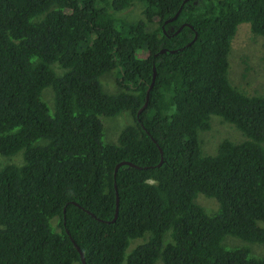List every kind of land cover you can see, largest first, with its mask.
I'll return each instance as SVG.
<instances>
[{"label":"trees","instance_id":"trees-1","mask_svg":"<svg viewBox=\"0 0 264 264\" xmlns=\"http://www.w3.org/2000/svg\"><path fill=\"white\" fill-rule=\"evenodd\" d=\"M241 27L264 50V0H0V264H83L76 246L86 264H264V96L229 78ZM126 113L108 140L102 117ZM213 117V152L225 123L237 142L204 155Z\"/></svg>","mask_w":264,"mask_h":264},{"label":"rangeland","instance_id":"rangeland-1","mask_svg":"<svg viewBox=\"0 0 264 264\" xmlns=\"http://www.w3.org/2000/svg\"><path fill=\"white\" fill-rule=\"evenodd\" d=\"M121 16L129 17V18H137V19L141 18L142 17V5L136 2L135 6L125 10L123 13H121ZM262 43H263L262 38L253 36L251 32L248 30V28L244 27L241 29V31L237 35L234 41V44H233L232 56L235 59V66H234V70L232 71V73L231 74L229 73V78H230L231 83L233 81V83L236 86L246 89L250 95L257 93L254 91V88H256L261 93V95L259 96H264V50L261 49ZM229 59H231V57H229ZM244 60L246 61L245 63H244ZM246 69H248V71H246ZM243 74L246 75V79H243L242 77ZM116 88H117V83H115L114 81H111V84L108 86L107 89L112 91ZM130 120H131L130 118L129 119L125 118V120L123 121V124L124 123L128 124ZM218 121L223 122L221 118L213 117L212 127L214 123V129L204 132V134L207 133L206 143H205L206 146H204L203 141H201L204 155H215L217 153L219 143L223 141L224 139H230L228 137L236 139V132L234 130L235 128L232 125L225 123L229 127H232V130H230L228 137H224L223 135L220 134L215 138V142H217L218 144L214 148V152H213L212 148L214 147V144L212 142L213 139L211 137L215 136L220 130H224L226 128L222 126L221 122H218ZM102 122L104 125L105 132H107L108 140L116 141L119 130L116 132L107 131V126L109 125V128L111 127L116 128L121 125L122 121L117 120V118L102 117ZM200 139L202 140V133L200 134ZM233 139H230V140L237 142L236 140H233ZM242 140L245 141V138L243 137ZM207 144L209 146H207ZM263 147H264V143H263ZM201 196H204V195L200 194L198 198ZM211 200L216 201L215 199H211ZM200 202H202L206 206L211 203V201L207 199H200ZM261 225L264 226V223H261ZM251 246L252 248H254L260 245L253 244ZM255 253L260 254V251L255 249ZM253 256L255 255L253 254Z\"/></svg>","mask_w":264,"mask_h":264},{"label":"clouds","instance_id":"clouds-1","mask_svg":"<svg viewBox=\"0 0 264 264\" xmlns=\"http://www.w3.org/2000/svg\"><path fill=\"white\" fill-rule=\"evenodd\" d=\"M137 19V18H136ZM184 26H185V24H183ZM182 25V26H183ZM154 26H156L155 24L153 25V27ZM181 26V27H182ZM242 28H244V27H241V29ZM183 29V28H182ZM181 29V30H182ZM179 31V30H178ZM241 31V30H240ZM239 31V32H240ZM177 33V32H176ZM239 34V33H238ZM253 36H255V37H260V36H256V35H254L253 33H251ZM197 36V35H196ZM260 38H262V37H260ZM263 39V38H262ZM233 44H234V42H232ZM232 48H233V46H232ZM262 49V48H261ZM230 57H231V59H229V61H230V74L232 73V71L234 70V66H235V59L233 58V56H232V52H231V54H230ZM247 57V56H246ZM246 61L244 60V63H245ZM155 69V68H154ZM156 70V69H155ZM246 71H248V69H246ZM242 77H243V79H246V75L245 74H243L242 75ZM231 80H232V78H231ZM111 81H114L113 79H110L109 77H108V75H103V76H101V78H100V82H101V84L103 85V87H104V89L105 90H107V88H108V86L111 84ZM115 83H117V80H115L114 81ZM232 84L235 86V87H237L238 89H240V90H244V91H247L246 89H244V88H241V87H238V86H236L234 83H233V81H232ZM109 90V89H108ZM117 90H119L118 89V83H117V88L116 89H114V90H109V91H111V92H113V93H117ZM254 91L255 92H257V93H259V91L256 89V88H254ZM248 92V91H247ZM145 104V103H144ZM144 106V105H143ZM143 108V107H142ZM147 108V107H146ZM145 108V109H146ZM144 109V110H145ZM141 110V109H140ZM140 110L137 112V115H136V117H137V120H138V122L140 123L141 121H140V116H141V114L144 112V110L142 111V112H140ZM117 118V120H121L122 121V123H121V125L120 126H118V127H111V128H109V125L107 126V131H114V132H116V131H118L119 130V132H120V130L122 129V128H124L125 126H127V125H130V124H132V123H134V118L131 116V114H125V115H122V116H118V117H116ZM125 118H130L131 120L129 121V123L127 124V123H124L123 124V121L125 120ZM111 121V120H110ZM107 122H109V121H107ZM119 134V133H118ZM113 142H115V141H113ZM200 199H207V200H209V201H211V203H213V201L214 200H211V199H209V198H205L204 196H202ZM216 200V199H215ZM217 201V200H216ZM216 201H214V206L217 204V202ZM210 203V204H211ZM209 204V205H210ZM208 205V206H209ZM118 211H119V205H118ZM78 246H76V248H77ZM79 248V247H78ZM78 250V249H77ZM79 252V251H78ZM83 253V252H82ZM84 255V254H83Z\"/></svg>","mask_w":264,"mask_h":264},{"label":"water","instance_id":"water-1","mask_svg":"<svg viewBox=\"0 0 264 264\" xmlns=\"http://www.w3.org/2000/svg\"><path fill=\"white\" fill-rule=\"evenodd\" d=\"M186 1H188V0H186ZM180 11H181V10H180ZM180 11H179V12L174 16V18L171 19L170 21L175 20V19L179 16ZM168 22H169V21H168ZM168 22H167V23H168ZM183 27H184V25H183L182 27H180V29H179V31H178L177 33H179ZM164 52H165V51H162V53H164ZM155 79H156V70L154 69L153 80H152V83H151V85H150V87L148 88V91H147L146 102H145L143 108L140 110V112H142V111L148 106V103H149V96H150V91L152 90V88H153V86H154ZM161 155H162V158H161V161H160V163H159V166H161V165L163 164V162H164V159H163V152H162V151H161ZM124 165H127V166H134V165L131 164L130 162H122V163H120V164L116 167V173L118 172L119 168H120L121 166H124ZM118 205H119V197H117V211H116V213H118ZM117 216H118V214H116V217H115L114 221L117 219ZM77 249H78V251H79V253H80L82 263H83V264H86V262H85V258H84V255H83L82 251H81L80 248H78V247H77Z\"/></svg>","mask_w":264,"mask_h":264}]
</instances>
